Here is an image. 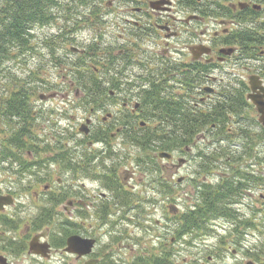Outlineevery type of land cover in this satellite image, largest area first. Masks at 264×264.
Listing matches in <instances>:
<instances>
[{"label":"flooded vegetation","instance_id":"obj_1","mask_svg":"<svg viewBox=\"0 0 264 264\" xmlns=\"http://www.w3.org/2000/svg\"><path fill=\"white\" fill-rule=\"evenodd\" d=\"M114 7L113 2L107 3L102 9L100 5L96 44L100 64L94 67L93 73L85 65L84 70L87 74L91 73L86 78L75 72L67 79L66 90H96L102 95L101 103H78V106L87 109L84 111H88V116L84 119L87 132L81 131L84 123L77 129L91 140L116 138L119 134L127 140L137 135L161 138L171 135L168 125L177 122L184 138H192L194 144L207 136L213 141L223 138L233 140L230 148L217 147L212 148L208 154L205 153L208 156L204 157L202 165L199 166L207 169L211 165L215 166V162L221 165V158H226L223 163L229 164V175L223 172L218 182L202 183V191L212 189L216 192L219 187L223 188L230 203L229 207L237 213L238 209L233 205L243 206L249 192L248 178L257 176L253 175L255 172L248 174L246 162L245 168L241 167L240 170L233 166L239 161L241 165L244 164V147L236 137L247 138L251 128L249 115L255 120L256 126H261L264 130L260 112L252 98L250 99L251 96H264V0H140L136 5H125L117 13V17L111 20L109 15L113 14ZM71 51L77 58L71 64H76L79 57L85 58L88 55L87 48L80 46H73ZM253 84L257 86L254 91ZM39 98L47 99L45 94H40ZM27 104L32 110V103ZM32 111L37 114V111ZM151 121L155 122L153 126ZM191 123L196 126L190 135L188 125ZM159 127L160 132L150 131ZM163 127H166L165 132H162ZM143 129L149 131L142 132ZM43 148L36 152L27 151L25 158L31 161L33 157H39L44 153ZM184 149L188 151L190 147L185 145ZM148 151L151 152H146ZM48 154L51 156L50 160L59 164L66 172L74 173L82 168L94 180L102 181L101 188L111 191V196L100 191V198H97V194H92L94 189L84 188L78 196L73 194L74 189L69 186L66 178L57 177L54 181L55 171L49 167L42 169L44 174L34 175L37 176L35 183L40 188L35 192L38 196L41 189L53 193L47 198L51 208L40 209L36 217L46 213L54 221L53 218L58 215V203L67 200L63 215L59 214V223L63 224V230L61 226L59 228L62 235L59 240L46 227L34 231L29 226L28 232L24 233L25 236L32 232L34 235L45 233L41 240L50 243V256L55 251L66 252L65 246H59L65 235L82 233L86 238H95L93 235L84 234L81 226L80 230L74 228L78 223L73 221V215L80 208L81 216L94 218V213L97 212L102 219L108 214L114 199L124 206L132 199H143L144 191H137L136 183H130V178L124 176L122 179L117 174L118 165L115 161L108 166L104 164V160L110 156L114 158L115 153L105 154L100 161L104 168L112 169L105 173L106 181L93 171L98 161H95L94 156H86L81 161L82 166H78L66 152L50 151ZM152 159L147 154L145 161L151 164ZM34 162L36 169L35 166H47L50 161ZM140 165L143 166L142 162ZM2 167H5L4 163L0 169ZM23 169L24 166L17 170L23 172ZM182 177L181 181H185V177ZM168 185L167 179L158 181V186L162 189H167ZM115 186L122 188L120 193L116 192ZM7 193L17 198L11 189ZM260 196L264 198L263 191ZM95 201L99 202L96 204ZM5 213L6 210L2 212L6 215ZM83 221L85 222V218ZM241 223L246 222L242 220ZM179 240L181 238L174 235L171 243L166 242L164 245L165 253L170 252V264H179L175 260L180 253L181 243L177 244ZM175 249L177 253L174 252ZM81 258L85 262L91 258L102 259L92 253Z\"/></svg>","mask_w":264,"mask_h":264},{"label":"rangeland","instance_id":"obj_2","mask_svg":"<svg viewBox=\"0 0 264 264\" xmlns=\"http://www.w3.org/2000/svg\"><path fill=\"white\" fill-rule=\"evenodd\" d=\"M109 2L115 5L113 14L109 15V18L113 20L125 5H136L140 0H100L101 9ZM60 12L54 25L36 28L35 47L37 51L31 55L26 54L25 63L16 59L6 64L17 78L28 79L31 84L40 88L29 101L32 103V110L37 111V114L30 110L31 114L26 122V128L30 133L26 136L28 138L25 142H27V151L36 152L44 147L43 152L47 154L42 153L39 157H31V161L26 162L31 165L29 166L31 168L23 172L17 170L16 164H20V161H16V164L10 159L2 161L7 166L0 169V193H6L11 189L17 196L16 203L8 206L5 214L21 220L17 228L6 226L0 221V254L5 255L11 264H84L85 262L84 258H77L75 255L62 251L51 253L53 255L49 258L34 256L29 252V245L26 242L34 235L33 232L29 234L28 239L24 238L27 226H30L38 213L42 209L51 208L47 198L53 194L52 192H45L41 189L39 196L35 193L40 188L35 183L37 176L34 175L44 174L42 169L45 167L55 171L54 181L57 177L66 178L70 183L69 186L74 189L72 192L75 195L80 196V191L85 188V190L94 189L95 192L92 194H97V198H100V191L111 196L110 190L101 188L102 181L94 180L88 175L89 173H85L84 169L79 168L74 173L66 172L59 164L53 163L54 161L50 160L51 156L48 154L51 151L68 153L69 158L72 157L78 166H82L81 161L86 156L89 158L94 156L95 161L98 160L99 163L97 161L93 171L99 173L98 176L104 181H106L105 173L112 169L104 168L100 161L103 160L105 154L115 153L114 158L110 156L109 159L104 160V164L108 166L115 161L118 165L117 174L122 179L124 176L130 178V183H136L137 191H144L142 201L135 198L125 206L114 199L111 209L102 219L97 212L94 213V218L81 216L80 207L74 213L73 221L78 223L74 228L80 230L81 226L84 234L97 238V244L92 252L93 256L97 257V254L98 257L103 258L108 255L109 261L117 264H130L138 260L140 256L153 258L157 255H164L165 246L163 248V245L166 242L171 243L172 237L176 235L174 232L179 223L177 219L187 208L202 203V183L210 181L216 183L223 172L230 170L229 164L223 163L226 160L224 156L221 158V165L215 162V166L211 165L204 169L199 164L202 165L201 162L212 148H230L233 140L223 138L213 141L207 136L205 139H199L195 144L191 142L188 145L190 147L188 151L184 147L173 149L171 151L173 158L168 159V157L158 156L160 150L152 148L151 152H146L135 143L123 139L120 134L115 136L116 138L108 139L86 138V135L77 129L81 123H85L84 119L88 116V111H84L87 109L78 106V103H85V95L83 92L76 91L75 88L70 91L66 90V84L72 73L75 74L72 67L76 64L70 63L77 59L71 51L73 46L87 48L86 66L94 69L100 64L96 45L100 12L91 13L88 8L79 7V10L70 11L69 21L60 17L62 16ZM102 17L103 13L101 19ZM53 33L58 34V37L51 38ZM52 43L56 46L54 58L49 55L50 47L54 46ZM0 79V87L3 88L4 83L2 82L5 80L2 76ZM42 92L50 96L42 100L39 98ZM249 117L251 128L248 130L247 138L235 136L240 139L244 147V164L241 165L240 161L239 163L234 161L237 164L233 166L240 170L241 167L245 168L246 162L248 174L255 172L253 175L258 178L251 176L248 178L249 192L244 199L243 206L233 205L238 209L236 219L224 216L211 219L208 221L209 232L199 231V235L192 238L188 235L183 236L177 242V244L181 243L179 257L175 259L179 264H245L249 260L256 264H264V198L260 196V192H264V130L261 126H256L255 120L250 115ZM15 119L18 120V118ZM153 122L151 121V126L155 124ZM15 126L19 128L17 123ZM8 131H10L9 122L0 118V148L3 140L8 137ZM27 151L23 154L26 155ZM147 154L153 158L151 164L144 161ZM182 157L186 162L184 164ZM34 160H40L42 163L50 162L47 166L37 165L34 169ZM141 162L143 166L140 165ZM228 172L227 175H229ZM161 176H163L162 179ZM182 176L186 180L178 182V178ZM163 179L168 180L167 189L158 186V181ZM66 202L67 200L58 203L59 206L56 209L58 215L53 214L54 221L52 220L49 225L50 234L55 236L56 240L62 236L59 228L63 224L59 223V214L63 215ZM98 202L95 201L96 204ZM242 220L246 223L242 224ZM9 238H14V241L10 242L16 245L13 249L7 250L4 247L7 245L5 240ZM174 252L177 253V249Z\"/></svg>","mask_w":264,"mask_h":264},{"label":"trees","instance_id":"obj_3","mask_svg":"<svg viewBox=\"0 0 264 264\" xmlns=\"http://www.w3.org/2000/svg\"><path fill=\"white\" fill-rule=\"evenodd\" d=\"M99 2L100 0H0V76L5 80L2 82L4 83V87H0V118L5 122H9L10 128V131L7 133L8 137L3 140V145L0 148V164L2 161L10 159L11 162H15V164L16 161L21 162L20 164H16L18 170L23 166V171L30 168V164L26 163L27 159L23 154V152L28 150L25 140L28 138L26 136L30 133L28 128H26L27 119L31 114L30 106L27 103H30L29 101L36 90L40 89L39 86L31 84L28 79L24 80L17 78L6 64L16 59H20L22 63H25L26 54L29 53L31 55V53L37 51L35 47L36 28L54 25L60 11V15H62L60 17L69 21L70 11L79 10V7L88 8L91 13L98 12L100 10ZM209 14L218 13L209 12ZM69 26H73V24H69ZM57 35L58 34L53 33L51 38ZM53 40L54 39H52V41ZM53 44L54 46L50 47L51 53H49V55L54 58L56 46L55 43H52V45ZM85 60V58L79 57L78 61H76V65L72 67L74 72H77L80 76H83V78L93 73L94 70L91 68L90 71L92 72L87 74L83 69L86 65ZM83 93L85 95V103H101L100 99H102V95L100 92L96 90H87L83 91ZM15 118H18L21 124ZM15 123L19 125L20 129L15 126ZM200 125L203 126V123H200ZM188 126L191 135L196 124L191 123ZM168 127H170L172 133L169 136L150 138L144 134L145 136L137 135L128 141L135 143L136 146L141 147L145 151L153 148L154 150L169 152L173 149L175 150L176 148L190 145V143L194 141L192 138H184V135L180 132V124L177 122H171ZM165 128L166 127H163L162 132L166 131ZM160 129L159 127L158 129L150 131L160 132ZM148 131L149 129L142 130V132ZM4 165L7 166V164ZM114 189L117 193H120L119 190H122L120 186H115ZM202 197L203 200L201 204L187 208L183 215L177 219L179 223H177V228L174 232L177 237L182 238L188 235L192 238L199 235V231L209 232L208 221L211 219L221 216L230 219L237 218V213L229 207L230 203L227 201V194L223 188L219 187L216 192L209 189L206 192H202ZM20 220L21 219L16 220L7 215L0 214V221H2V224L12 228L19 227ZM51 221V217L45 213L43 216L35 217L31 225L33 229H38L44 226V224H50ZM66 236L67 235L63 237L59 246L66 245ZM10 241L13 242V240H5V244L7 245L4 247L7 250H10L9 248L13 249L16 245ZM169 254L170 252H166L164 255H157L153 258H149L150 256H140L138 260L130 264H170ZM96 256L98 255L96 254ZM98 264L117 263L111 260L109 261L107 255L100 259Z\"/></svg>","mask_w":264,"mask_h":264},{"label":"water","instance_id":"obj_4","mask_svg":"<svg viewBox=\"0 0 264 264\" xmlns=\"http://www.w3.org/2000/svg\"><path fill=\"white\" fill-rule=\"evenodd\" d=\"M257 88L256 85L253 84V91ZM253 102L257 105V108L261 114L260 120L264 122V96H251ZM161 156L169 157L170 154L166 152H161ZM180 180V179H179ZM13 198L11 195H0V210L4 208V205L12 204ZM40 235H37L32 238L30 241V250L35 254H42L43 256H47L48 252V243L40 242ZM66 251L70 253H76L79 256L87 255L92 252L93 246L95 244L94 239L90 238H82L79 235H73L68 238ZM97 259H91L85 262V264H97ZM0 264H11L7 261V258L0 255ZM246 264H254L253 261H248Z\"/></svg>","mask_w":264,"mask_h":264}]
</instances>
